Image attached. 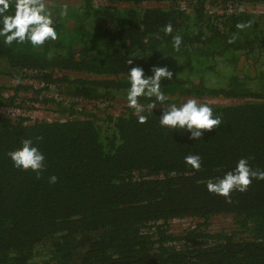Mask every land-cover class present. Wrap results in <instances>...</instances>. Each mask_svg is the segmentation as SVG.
Returning a JSON list of instances; mask_svg holds the SVG:
<instances>
[{
    "label": "trees",
    "instance_id": "16d2710c",
    "mask_svg": "<svg viewBox=\"0 0 264 264\" xmlns=\"http://www.w3.org/2000/svg\"><path fill=\"white\" fill-rule=\"evenodd\" d=\"M257 5L0 0V264H264ZM35 104L58 118L11 116Z\"/></svg>",
    "mask_w": 264,
    "mask_h": 264
},
{
    "label": "rangeland",
    "instance_id": "374dc122",
    "mask_svg": "<svg viewBox=\"0 0 264 264\" xmlns=\"http://www.w3.org/2000/svg\"><path fill=\"white\" fill-rule=\"evenodd\" d=\"M46 5H50L51 2H46ZM54 7V6H53ZM45 11H49L48 14H51L53 11V8H45ZM253 10L264 12V5H257L253 7ZM44 11V12H45ZM44 35L35 34L33 37H31V41L37 43V45L44 44L46 37L44 38ZM36 85V82L33 81ZM48 94L52 95V92H49ZM208 102H211L212 104H229L230 100H209ZM34 111L31 110H19L15 111L11 116L15 117L17 113L19 115H26L31 117L33 120H48V121H54L58 118V113L55 112H49L48 110L54 108V106L51 104V107L48 105H40L35 104ZM128 105L126 104L125 97L121 96L117 98L113 102H94L93 104H90L88 102H85L82 104L87 110H90L91 112L88 113H96L99 116L104 115L105 113H109L111 115H119L120 113L124 112V107ZM7 110L0 109V113L6 114ZM190 223H186L183 226H180V223L175 221L172 223V226L174 229H179L180 227H188ZM206 232L209 234L214 233H220L223 232L224 234L233 235V237L239 241H249L250 236L247 233H243L239 230V227L237 225V222L234 219L233 215H219L211 218L208 221V227L206 228Z\"/></svg>",
    "mask_w": 264,
    "mask_h": 264
},
{
    "label": "built area",
    "instance_id": "2783aa9c",
    "mask_svg": "<svg viewBox=\"0 0 264 264\" xmlns=\"http://www.w3.org/2000/svg\"><path fill=\"white\" fill-rule=\"evenodd\" d=\"M53 92V91H52ZM79 102H81V104H83V103H85V102H88V103H90V104H93L94 102L93 101H79ZM121 114V113H120ZM119 114V115H120ZM114 116V115H113ZM116 116H118V115H116Z\"/></svg>",
    "mask_w": 264,
    "mask_h": 264
},
{
    "label": "clouds",
    "instance_id": "9594fccd",
    "mask_svg": "<svg viewBox=\"0 0 264 264\" xmlns=\"http://www.w3.org/2000/svg\"><path fill=\"white\" fill-rule=\"evenodd\" d=\"M256 12H261V11H257V10H255ZM261 13H264V12H261Z\"/></svg>",
    "mask_w": 264,
    "mask_h": 264
}]
</instances>
